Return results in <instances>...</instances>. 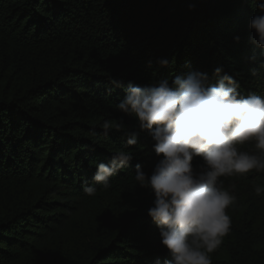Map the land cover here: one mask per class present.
Listing matches in <instances>:
<instances>
[{"label":"trees","instance_id":"trees-1","mask_svg":"<svg viewBox=\"0 0 264 264\" xmlns=\"http://www.w3.org/2000/svg\"><path fill=\"white\" fill-rule=\"evenodd\" d=\"M255 14L251 0H0V264L171 259L147 215L154 195L134 178L137 163L151 174L153 141L140 132L126 144L136 120L116 108L125 92L110 81L158 85L200 71L214 85L220 67L242 95H264ZM121 149L132 161L87 196L96 165ZM221 179L236 202L212 264H264V192L254 191L264 172Z\"/></svg>","mask_w":264,"mask_h":264},{"label":"clouds","instance_id":"clouds-1","mask_svg":"<svg viewBox=\"0 0 264 264\" xmlns=\"http://www.w3.org/2000/svg\"><path fill=\"white\" fill-rule=\"evenodd\" d=\"M251 2L257 14L250 19L249 29L264 57V0ZM157 63L164 67L170 61L161 58ZM221 73L222 68L214 69L218 77L214 85L200 71L176 76L171 82L165 78L158 85L129 82L124 87L110 81L125 92L116 108L136 120L134 129L124 132L126 144L135 146L140 132H147L158 157L150 175L137 163L134 178L154 195L147 215L171 257L163 264H212L211 253L231 230L227 210L236 202L233 189L225 188L221 178L264 172V95H242L238 82ZM101 127L107 132L113 125L105 120ZM122 127L116 125L117 130ZM249 142L254 143L256 153L240 150ZM132 159L130 150L121 149L108 163H98L93 184L85 182V194L95 196L96 186L107 190L110 178ZM254 191L259 196L264 186Z\"/></svg>","mask_w":264,"mask_h":264}]
</instances>
